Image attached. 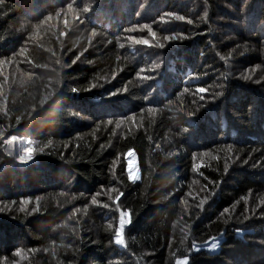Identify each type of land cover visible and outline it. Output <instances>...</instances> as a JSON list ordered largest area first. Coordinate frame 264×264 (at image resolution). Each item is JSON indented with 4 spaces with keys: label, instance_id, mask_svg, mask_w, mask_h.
Wrapping results in <instances>:
<instances>
[{
    "label": "trees",
    "instance_id": "obj_1",
    "mask_svg": "<svg viewBox=\"0 0 264 264\" xmlns=\"http://www.w3.org/2000/svg\"><path fill=\"white\" fill-rule=\"evenodd\" d=\"M183 258L264 264V0H0V264Z\"/></svg>",
    "mask_w": 264,
    "mask_h": 264
},
{
    "label": "snow or ice",
    "instance_id": "obj_2",
    "mask_svg": "<svg viewBox=\"0 0 264 264\" xmlns=\"http://www.w3.org/2000/svg\"><path fill=\"white\" fill-rule=\"evenodd\" d=\"M73 10H74L73 9V6L72 5H69L68 6V12L71 13V12H73ZM85 11H87V9H85ZM173 15H174V13H171V12L164 14V16H173ZM175 18L177 20H181V21H183L185 19L184 16H176ZM48 19H50V17ZM161 22L162 23H167V21L164 20V17H161ZM187 23L191 24L192 21L191 20H188ZM143 29H148L149 35L152 36L153 38L156 37V33L154 31H152V29L150 28L149 25H147V24L142 25L141 26V30H143ZM134 30L135 29H133V28H129L126 31L132 32ZM60 35L63 36L64 33L61 32ZM177 38H178V35H176V34H174V35H164V37H163L164 41L176 40ZM129 40L134 45H149V41L146 40V39H137V38L129 37ZM158 46L161 47V48L164 47L163 44H160ZM120 47L123 48L124 45L121 44ZM77 59H79V57H77ZM118 59H119V57H118ZM75 62L76 61L74 60L73 63H75ZM141 71H143V69H141ZM142 78L143 79H147L148 77H142ZM93 87H95V85H93ZM71 91L73 93H76L78 90L76 88H72ZM196 91L197 92H200V93H203V92L206 91V89H204V88H197ZM113 95H115V93H113ZM201 99H203V97H201ZM59 100H60V97L58 96L57 97V102H59ZM152 111H153V109L150 108L149 109V112H152ZM187 115L191 116V113H188ZM18 120H19V118H18ZM16 140H17V137L16 136H11L10 138L4 140V144L11 145ZM28 144H29V146L22 147L21 148V154L18 157V161L21 164H25L28 161H31L33 159V153H34L35 149L30 146L31 145V141H28ZM136 178L137 177H134L131 174H129V179L130 180L136 179ZM117 200H119V197H117ZM92 202L95 204L96 203L95 199H93ZM113 203H116V201H113ZM181 203H184V201H181ZM203 204H204V201H201V205H203ZM103 206L104 207H108V205H103ZM117 209H119V205L118 204H117ZM76 211H79V210L77 209ZM225 211H227V210H225ZM73 215H75V212L73 213ZM127 217H129V213L127 211L120 212L119 227H117L116 228V231H115V243L117 245H122L124 243L123 238H122V230H124L125 225L128 223ZM187 238H188V234L185 233L184 240H186ZM182 243H183V241H182ZM216 247H217V245L215 243H212L211 244V249L214 250ZM192 249L193 250H196L197 249V245L195 243L192 244ZM185 250L187 251V249H185ZM16 255H19V252H17ZM176 264H187V258L177 259Z\"/></svg>",
    "mask_w": 264,
    "mask_h": 264
},
{
    "label": "rangeland",
    "instance_id": "obj_3",
    "mask_svg": "<svg viewBox=\"0 0 264 264\" xmlns=\"http://www.w3.org/2000/svg\"><path fill=\"white\" fill-rule=\"evenodd\" d=\"M26 143L27 142H23V144H22V143L18 142V144H17L18 145V149L21 150L22 147H26ZM11 149L16 151L15 148H14V144H11ZM17 163L21 164V163H19V161ZM127 173H128V176H129V174H131L132 176L137 177L136 179H132L131 181H136L138 179L139 172H138V169H137V166H136L135 159L131 155H128V157H127ZM122 234H123V230H122ZM242 236H243L242 234H239V237H242ZM220 242H221V239L212 240V241L208 242L207 244H205L203 246H197V249L194 250V252L215 253L218 250ZM212 243H215L217 245V247L214 250L211 249V244ZM118 246L120 248H122L123 244L122 245H118Z\"/></svg>",
    "mask_w": 264,
    "mask_h": 264
}]
</instances>
